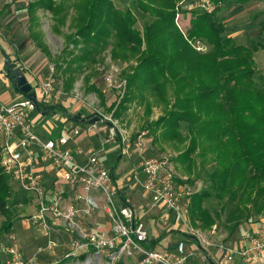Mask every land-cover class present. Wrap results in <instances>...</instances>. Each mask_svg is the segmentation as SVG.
Instances as JSON below:
<instances>
[{"label": "trees", "instance_id": "trees-1", "mask_svg": "<svg viewBox=\"0 0 264 264\" xmlns=\"http://www.w3.org/2000/svg\"><path fill=\"white\" fill-rule=\"evenodd\" d=\"M65 1L30 0L26 9L31 19L38 9L50 12L56 31L64 24L68 10L74 11L71 25L75 30L64 35V49L81 42L94 43L102 49L113 37V59H139L123 72L124 92L118 103L107 108L112 115L127 101L132 88H145L169 106V125L185 123L190 134L188 152L196 150V132L204 133L208 139L199 153L203 157L210 154L213 164L207 170L208 186L191 194L188 214L192 224L201 230L215 226L217 234L216 223L221 222L232 235L242 222H257L264 216V66L259 69L254 61V52L262 45L247 47L236 43L226 34L218 9L211 13L199 10L190 18L186 34L202 39L210 47L204 53L196 51L175 22L178 0H131L139 11L152 18L141 29L135 28L132 11L115 5L114 0ZM30 35L42 48L38 34L31 31ZM0 50L6 56L4 49ZM63 52L55 56V67L60 66ZM90 55L93 53L85 49L79 57L68 59L67 66L78 61L80 67ZM88 81L86 77L85 82ZM89 87L97 90L93 84ZM167 89L171 90L170 97ZM32 90L35 91L34 86ZM37 106L43 115L62 109L66 118L78 122L77 113L70 115L60 103L45 104L37 99ZM92 114L103 119L97 112ZM167 116H161L154 124ZM114 168H110L111 174ZM9 180L0 166V216L4 217L0 236L14 225L7 205ZM162 237L148 239L145 246L154 248ZM86 255L87 252L63 256L55 264L82 260Z\"/></svg>", "mask_w": 264, "mask_h": 264}, {"label": "built area", "instance_id": "built-area-1", "mask_svg": "<svg viewBox=\"0 0 264 264\" xmlns=\"http://www.w3.org/2000/svg\"><path fill=\"white\" fill-rule=\"evenodd\" d=\"M222 3L223 0H182L176 6V18L180 17L181 10L198 9L211 13ZM192 44L196 50L206 49L200 39H195ZM18 68L23 74L29 72L24 64ZM111 81L109 78L108 83ZM32 86L37 99L39 97L45 104L60 100L52 71L45 80ZM32 108L25 97L13 103H5L0 98V166L16 182L19 191L25 197L29 196L33 211L24 220L42 228L48 247L65 246L64 256H78L93 249L91 253L104 258L107 264H122L123 258H136L137 264H187L188 253L183 239L177 240L173 248L159 250L145 246L149 234L141 215L156 208L158 221L168 222L175 214L174 221L179 230L181 226L176 218L183 223V238L187 240L191 234L195 236L198 248L205 251L214 248L217 252L215 264H231L236 257L243 264H264V216L259 218L255 230L242 235L235 245L216 238L215 226L204 234L187 222L192 194L190 186L177 180L165 159L143 154L138 138L133 144L138 151L137 163L116 176L92 150L83 152L77 147L78 153L86 155L84 163L74 157L69 143L75 141V134H79L78 125L64 126L55 138H42L27 116V109ZM113 132L114 127L110 126L104 140L115 142ZM119 146L122 153L131 156V144L119 143ZM46 166L51 167L57 182L71 187V200L66 201L57 186L49 191L45 189L43 172ZM134 188L148 200L141 208V214L125 197L126 190ZM97 210L107 214L108 227L86 230L83 221ZM43 249L41 247L37 255ZM0 252L4 254L5 264H40L36 254L24 256L14 241L0 243Z\"/></svg>", "mask_w": 264, "mask_h": 264}, {"label": "rangeland", "instance_id": "rangeland-1", "mask_svg": "<svg viewBox=\"0 0 264 264\" xmlns=\"http://www.w3.org/2000/svg\"><path fill=\"white\" fill-rule=\"evenodd\" d=\"M29 1L30 0H5L7 7L5 6L4 10L0 13V36L2 34L8 36L19 34L20 40L25 42L22 46L19 60L28 67V73L33 74L36 83L45 80L52 71V76L55 79V87L60 91V100H58L57 103H60L66 108L70 115L78 112H82V115L97 112L103 116V121L95 123L93 128L96 131L98 129L107 131V128L110 126L104 121L111 123V126L114 127L113 136L116 140L117 147H115L114 150L111 148V152L109 151V145L113 144L112 140L110 141L112 144H98V146H94L95 143H99V141L96 140V133L90 135L87 134L86 131H81L80 135L75 134L73 136L75 144L81 149L84 148L83 150L93 147L94 153L99 155L104 165L107 168L115 167L114 171H118V176H121L124 171L126 172L133 165V160L138 153L133 144L138 138V141L140 140L142 143L141 148L143 154L158 159H165L172 168L177 180L179 182H186L190 186L192 193L207 187L209 184L207 170L213 162L209 158L210 154L203 157L199 152L202 146L207 145L208 139L204 136V133L196 132V150L188 152L186 150L190 141L188 129L183 121H179L174 125H169L168 121L170 118L167 116L169 106L166 105V102L160 96L158 97L152 91L145 88L137 89L134 87L128 93L129 97L127 101L116 110L114 115L107 109L112 103H118L124 92L123 72L128 71L130 65L136 64L139 59L132 58L127 61H122L120 58L117 60L113 59L111 57L113 37H109L106 45L102 49H99L94 43L84 45L83 42L74 47L70 44L67 49H64V35L75 30L71 25L74 11L72 9L68 10L64 24H60V30L56 31L54 28L55 20H53L51 13L46 10L38 9L33 15V19L29 18L26 9ZM70 1L71 0H66L65 2L70 3ZM180 1L182 0L176 2V6ZM114 2L115 5L129 8L130 11H132L136 19L134 26L137 29H141L144 24L152 20L147 13L139 11L131 0H126L124 3H121L119 0H114ZM257 4L258 8H262V10L252 8L250 10L252 11L251 14L261 11L264 15V0H257ZM198 11V9H191L190 11L181 10L178 19L175 15V22L178 28L193 48L192 42L200 38L187 37L186 32L189 28V23H187V21ZM177 12L176 9V13ZM31 31H35L38 34L39 39L37 41L43 45L42 48L31 37ZM226 33L228 34L229 32L226 31ZM0 40L4 42L3 37H0ZM200 40L206 47L205 51L194 49L204 53L210 46L202 39ZM257 40L263 45L255 50L254 61L257 68L263 69L264 31L262 33V38ZM257 40L250 43L251 47L258 43ZM235 42L238 44L243 43V41L239 39H235ZM85 49L93 53V55H90V59L82 62L80 67L77 65L78 61L72 62L67 66L68 59L75 58V56L79 57ZM62 50H64V52L59 60L60 66L55 67V56L57 57ZM86 77L89 79L88 83L85 82ZM109 78L112 80L111 84L108 83ZM70 81L72 83L68 88L66 85ZM29 83L33 85L34 81L30 80ZM90 84H93L97 90H91L89 87ZM170 95L171 90L167 89V96L170 97ZM56 112L58 115H62V117L65 118V123L71 121V119L65 117L62 109ZM56 112L45 115L43 119L39 120V122L36 123V129L39 128L40 125L46 128L50 127V130H53L54 127H58L61 123L59 122V118L55 116ZM161 116L167 117L159 123L154 124ZM78 123L83 122L78 121ZM57 133L58 132H56V134ZM104 139L103 137V140ZM119 143L131 144V155L133 156L123 155L115 162L116 155L119 153ZM9 184L11 191L7 205L10 210L9 217L14 221L13 226L15 228L12 226L9 232L2 234L0 236V243L14 241L16 246L19 247L22 252H25L23 255L26 257L33 254L37 255L41 247L45 248L37 255V262L40 264H55L66 254V247L63 245L48 247L46 245V236L42 228L31 221L27 222L24 220V218L33 211L32 203L30 204L31 201L28 199L29 196L25 197V194L19 191L16 182L12 179L9 180ZM125 194L126 198L136 203V205L142 203L141 191L139 189H128ZM135 208L138 209V206ZM99 215L104 216L101 221L96 220ZM188 216L187 222L189 225L198 227L192 224ZM147 218L148 224L154 228L155 233L159 231L163 233L164 236L166 235V239L162 240L155 247L159 250L173 248L172 245L179 239L178 236L183 233L175 235L173 231H164L168 225H171V221L160 222L158 220L156 221V219ZM3 220L4 217L0 216V222ZM147 220H144L146 224ZM105 221H108L107 215H105L103 210H97L92 215L88 216L87 220L83 221V225L86 230L94 231L103 227ZM176 221L183 229V223L180 219L176 218ZM88 222H90V224ZM243 224L245 223L242 222L241 225ZM216 225V238L222 240L237 239L235 237L236 234L239 233L241 225L232 235H228L227 228L221 222H217ZM181 227L180 230H182ZM198 229L200 230L201 228L198 227ZM209 230L206 229L201 231L207 234ZM181 239L185 240V252L190 253L188 254L187 264L194 263V261L198 259V254H200V256H205L206 251L204 250V253L202 249L198 248L194 240L191 241L190 238L186 240L183 237ZM22 242L30 243V246H27V253L19 246ZM203 259L202 257L200 262L205 264ZM136 262V258H123L122 260V264H137ZM0 264H5L4 254H0ZM67 264H107V262L104 258L93 255V253L90 252L87 253L84 259L74 260Z\"/></svg>", "mask_w": 264, "mask_h": 264}, {"label": "crops", "instance_id": "crops-1", "mask_svg": "<svg viewBox=\"0 0 264 264\" xmlns=\"http://www.w3.org/2000/svg\"><path fill=\"white\" fill-rule=\"evenodd\" d=\"M0 2H1V4H0L1 5L0 6V13H1V11L4 10L6 3H5V0H0ZM252 8H255L256 10H262V8H258L257 0H245V1H242V0H225L224 1L223 0L221 7L217 11V15H218L220 21L223 22V24L225 26V30L227 32H229L228 34L227 33L226 34L229 37H231L232 39H234V41H235V39H239V40L243 41L242 45H245L247 47H251L250 43H253L257 39H261L262 33L264 31V15H263V13L260 11L258 13L251 14L252 11H250V10ZM187 23H189V25H190L189 21H187ZM184 25H185V23H184ZM0 37L4 38V42L0 40V47L4 49V52L11 59V61L14 62L15 65L18 67H20L21 64H24V63L20 62L21 60H19V56L21 54L22 46L25 42H22V40H20L19 34H12V36L2 34ZM257 41H258V43H256V44H260L259 40H257ZM261 45H263V44H261ZM252 46H254V45H252ZM24 74L26 75L28 81H30V80L34 81L33 85L36 84V81H35L33 74H31V73L30 74L24 73ZM23 97L24 96H22V94L18 93L14 89V87L12 86L8 77L5 75V54H3L0 50V98L5 103H13V102L21 100ZM38 99H39V97H38ZM63 109H65L67 112L66 108L63 107ZM57 115H58V113L56 112L55 116L59 118V122L61 123L58 127H54L53 130H50V127L46 128V127L40 125V127L36 129V126H37L36 123L39 122V120L43 119V117L45 115L40 113L34 107L32 109H27V116H28L30 121L32 120L31 122H32L34 130L42 138H48V137L55 138L62 132V129L64 126L66 127L68 125H78L79 126V134L78 135H80L81 131L82 132L86 131L87 134H90V135H93L96 133V135H97L96 140L99 141V143H95L94 146H98V144L103 145V144L110 143V140H107V141L103 140V137L104 138L107 137L109 127L107 128V131L106 130L103 131V130H99V129L96 131L93 128L94 126H90L87 123H78V122H75L73 120L68 121V123L67 122L65 123V121H66L65 118L62 117V115H58V116ZM56 132H58V133L56 134ZM102 135H104V136H102ZM112 143H110L112 145H109V151L111 150V148H113V150H114L115 147H117L116 141L115 142L112 141ZM69 147L71 148L73 155L78 160V162L84 163L85 159H86V155L84 153H78L76 151L78 146L75 144V141H74V143L70 142ZM118 148H119L118 150H120L119 145H118ZM89 150L94 151L93 147H91V148H88L87 150H83V152H88ZM117 155L119 158H121L123 155H126V154L119 151V154H117ZM131 156H133V155H131ZM137 161H138V156H136V158L133 160V164H136ZM115 162H117V159ZM116 164H118V163H116ZM116 172H118V171H114V174L117 176L119 174V172L118 173H116ZM120 173H122V172H120ZM43 183H44L45 189H48V191H49V188L56 187V186L59 187L63 191L62 195L64 196L66 201H69L72 199L73 190L71 189V187L68 184L59 183L56 181L54 172L52 171L50 166L45 167V171L43 172ZM141 196H142V203L139 205H136V203H133V201L128 200L129 204L133 208L138 206V209L135 208V211L138 214H141V212H143V210H141V208L143 206L145 207L148 204V200L145 198L143 193H141ZM125 197H126V194H125ZM157 213H158V210L156 208H154L150 211L148 210L146 213L141 215V219L143 220V222L147 228V231L149 234V239L156 238V237L159 238L160 236H163L161 238V240L158 242V243H160L162 240L166 239V235L164 236V234L160 233L159 231H156V233H155L154 228L148 224V220H147L148 219L147 217H149L151 219H156V221H157V218H156ZM105 215H107V214L105 213ZM103 217L104 216L99 215L96 220L101 221L103 219ZM174 219H175V214H173L171 216V219H170L171 225H168L164 231H167V232L173 231L175 235H178L179 233H183L181 230H179V228H177V224L174 221ZM144 220L145 221L147 220V224L145 223ZM172 220H173V222H172ZM88 223L90 224V222H88ZM244 223L245 224H243V225L240 224L241 228L239 230V233H237L236 237H235L237 239H234V240L229 239V240L224 241V242L227 244L235 245L242 235L247 234V233H251L255 230L258 221L257 222L251 221V222H244ZM103 227L104 228L108 227V221L107 222L105 221V225L103 224ZM178 237H179L178 240H180L183 237V234L179 235ZM190 240L193 241L192 239H190ZM175 243H176V241L174 242V244ZM174 244L172 246H174ZM19 246L22 247L27 253V251H28L27 246H30V243L29 242L28 243L22 242V243H20ZM203 252L205 253L204 250H203ZM23 253H25V252H23ZM188 254H190V253H188ZM206 256H209L214 262V260L217 256V252H216V250H214V248H210L208 251H206L205 256L204 255L200 256V254H198V259H196L194 261V263H192V264H202L200 262V259H202V257L204 258L203 260L205 261V264H210L207 261ZM187 261H188V258H187ZM231 264H243V263L241 262L239 257H236Z\"/></svg>", "mask_w": 264, "mask_h": 264}, {"label": "water", "instance_id": "water-1", "mask_svg": "<svg viewBox=\"0 0 264 264\" xmlns=\"http://www.w3.org/2000/svg\"><path fill=\"white\" fill-rule=\"evenodd\" d=\"M9 72L11 73V75H9ZM5 75L8 77L12 86L16 87L19 92H21V94L30 102V104L36 110H38L39 107L37 106L36 92L32 90V85L29 83L26 76L21 72V70L16 65H12V61L7 55L5 56ZM75 118L79 122L87 124H95L102 120L100 116L96 114H90L88 116L81 117L80 112L75 115ZM105 123L111 126V123L107 121ZM189 238L192 240H196L195 236L191 234H189ZM206 259L210 264H215L209 256H206Z\"/></svg>", "mask_w": 264, "mask_h": 264}, {"label": "flooded vegetation", "instance_id": "flooded-vegetation-1", "mask_svg": "<svg viewBox=\"0 0 264 264\" xmlns=\"http://www.w3.org/2000/svg\"><path fill=\"white\" fill-rule=\"evenodd\" d=\"M88 115H90V114H85V115H82V114H81V117L88 116Z\"/></svg>", "mask_w": 264, "mask_h": 264}, {"label": "bare ground", "instance_id": "bare-ground-1", "mask_svg": "<svg viewBox=\"0 0 264 264\" xmlns=\"http://www.w3.org/2000/svg\"><path fill=\"white\" fill-rule=\"evenodd\" d=\"M23 96V95H22Z\"/></svg>", "mask_w": 264, "mask_h": 264}]
</instances>
